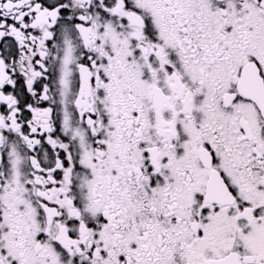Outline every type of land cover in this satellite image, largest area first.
Returning a JSON list of instances; mask_svg holds the SVG:
<instances>
[{
    "label": "snow or ice",
    "instance_id": "snow-or-ice-1",
    "mask_svg": "<svg viewBox=\"0 0 264 264\" xmlns=\"http://www.w3.org/2000/svg\"><path fill=\"white\" fill-rule=\"evenodd\" d=\"M0 264H264V0H0Z\"/></svg>",
    "mask_w": 264,
    "mask_h": 264
}]
</instances>
